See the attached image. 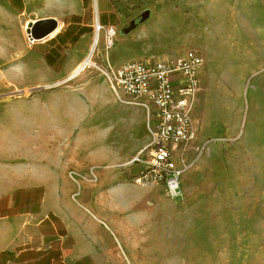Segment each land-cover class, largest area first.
I'll list each match as a JSON object with an SVG mask.
<instances>
[{
  "label": "crops",
  "instance_id": "obj_1",
  "mask_svg": "<svg viewBox=\"0 0 264 264\" xmlns=\"http://www.w3.org/2000/svg\"><path fill=\"white\" fill-rule=\"evenodd\" d=\"M146 13L107 48L103 63L197 50L210 103L200 95L201 77L192 110L204 109L195 123L219 126L210 110L221 109L231 90L218 87V77L224 71L235 80L237 67L249 63L247 44L201 43L189 34L198 19L160 7ZM46 19L54 27L27 43L26 25ZM96 22L119 24L110 0H0V264H264V257H240L243 242L264 253L263 235L218 252L225 236L198 234L187 261L169 248L163 228L174 218V198L160 185L134 182L137 165L123 166L151 139L146 109L115 92L99 69L73 75L91 53Z\"/></svg>",
  "mask_w": 264,
  "mask_h": 264
},
{
  "label": "rangeland",
  "instance_id": "obj_2",
  "mask_svg": "<svg viewBox=\"0 0 264 264\" xmlns=\"http://www.w3.org/2000/svg\"><path fill=\"white\" fill-rule=\"evenodd\" d=\"M110 1L119 19L112 46L119 35L128 34L136 17L146 12L152 16L159 7L194 21L201 14L211 44L225 48L231 37L247 44L249 63L237 67L235 80H226L224 71L218 77V87L231 90V96L221 98L220 125L214 126L211 119L195 123L204 108L192 110L195 137L183 178L184 195L174 198V218L163 233L170 249L185 252L186 261L191 260L192 241L198 234L225 236L226 241L216 243L218 252L225 246L238 249L242 237L264 236V0ZM25 38L27 43L34 41L27 33ZM107 40L104 28L91 68L106 66L102 57L110 49ZM201 77L200 95L205 98L209 79L203 67Z\"/></svg>",
  "mask_w": 264,
  "mask_h": 264
},
{
  "label": "built area",
  "instance_id": "obj_3",
  "mask_svg": "<svg viewBox=\"0 0 264 264\" xmlns=\"http://www.w3.org/2000/svg\"><path fill=\"white\" fill-rule=\"evenodd\" d=\"M104 28L109 48L115 29L98 22L95 25L96 31ZM203 62L200 52L188 49L166 59L133 60L117 67L98 68L115 92L127 94L147 112L151 139L123 166L137 165L139 169L132 180L143 185H160L170 198L184 195L182 178L195 137L192 99L202 88Z\"/></svg>",
  "mask_w": 264,
  "mask_h": 264
},
{
  "label": "bare ground",
  "instance_id": "obj_4",
  "mask_svg": "<svg viewBox=\"0 0 264 264\" xmlns=\"http://www.w3.org/2000/svg\"><path fill=\"white\" fill-rule=\"evenodd\" d=\"M196 16H197V19H198L197 22H196L197 25H195L196 28L193 31L189 32V34H190V36L193 39L203 43L207 39H209L207 34H206L205 22L201 19L203 17L201 14H198ZM34 23H36V21ZM100 33H101V30H97L96 31V34H95V37H94V44H93V47H92L90 55L86 58L84 63L75 71V73L73 75L77 74L80 71V69L85 68L87 66H90V65H92L94 63L93 57H94V54H95V51H96V48H97L98 41L100 39ZM27 35H30V34L27 33ZM206 103H210V94H209V92L206 95ZM210 111H212L213 113H216L217 116L218 115L220 116V109L214 110V108L212 107ZM247 244H248V246L246 247V242H243L242 247H241L240 257L243 260L246 259L247 256H251V254L254 255V257H253L254 259H257V260L263 259L264 253H263V251L261 249H259L258 247H256L253 244H249V243H247Z\"/></svg>",
  "mask_w": 264,
  "mask_h": 264
},
{
  "label": "water",
  "instance_id": "obj_5",
  "mask_svg": "<svg viewBox=\"0 0 264 264\" xmlns=\"http://www.w3.org/2000/svg\"><path fill=\"white\" fill-rule=\"evenodd\" d=\"M148 13H144L140 18L134 20L135 23H139L142 21ZM54 20L53 19H46L42 21H37L36 23H28L26 32L30 34L31 38L39 39L45 34H47L53 27H54Z\"/></svg>",
  "mask_w": 264,
  "mask_h": 264
}]
</instances>
